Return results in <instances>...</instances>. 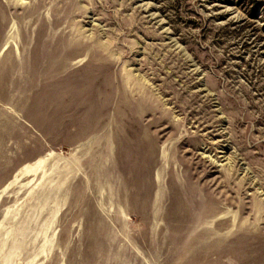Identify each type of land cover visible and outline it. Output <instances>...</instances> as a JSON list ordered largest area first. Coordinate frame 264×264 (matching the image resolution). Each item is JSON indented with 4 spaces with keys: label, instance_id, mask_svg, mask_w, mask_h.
<instances>
[{
    "label": "rangeland",
    "instance_id": "1",
    "mask_svg": "<svg viewBox=\"0 0 264 264\" xmlns=\"http://www.w3.org/2000/svg\"><path fill=\"white\" fill-rule=\"evenodd\" d=\"M0 264H264V0H0Z\"/></svg>",
    "mask_w": 264,
    "mask_h": 264
},
{
    "label": "bare ground",
    "instance_id": "2",
    "mask_svg": "<svg viewBox=\"0 0 264 264\" xmlns=\"http://www.w3.org/2000/svg\"><path fill=\"white\" fill-rule=\"evenodd\" d=\"M35 169L33 168V167H28V168H26V171L25 172H29V173H31V172H33Z\"/></svg>",
    "mask_w": 264,
    "mask_h": 264
}]
</instances>
